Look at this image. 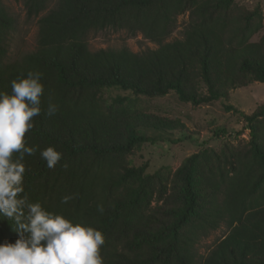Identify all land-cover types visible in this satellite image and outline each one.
<instances>
[{
	"label": "trees",
	"instance_id": "1",
	"mask_svg": "<svg viewBox=\"0 0 264 264\" xmlns=\"http://www.w3.org/2000/svg\"><path fill=\"white\" fill-rule=\"evenodd\" d=\"M50 1L24 0L27 16L38 17ZM186 13L183 37L167 42ZM38 24L37 50L8 62L16 21L0 0V91L10 94L11 81L30 71L44 85L25 136L37 150L24 158L21 195L100 230L103 264H264V104L252 114L225 105L248 131L237 145L204 148L173 172L148 174L147 164L132 160L160 138L174 142L173 131L195 136L180 120L146 113L140 99L174 93L201 106L264 83L262 9L236 0H57ZM105 29L142 33L158 48L91 51L89 34ZM113 90L128 94L106 96ZM47 147L62 154L54 168L40 156ZM221 224L225 237L199 256L198 241ZM13 228L11 218L0 219V243L28 236Z\"/></svg>",
	"mask_w": 264,
	"mask_h": 264
},
{
	"label": "clouds",
	"instance_id": "2",
	"mask_svg": "<svg viewBox=\"0 0 264 264\" xmlns=\"http://www.w3.org/2000/svg\"><path fill=\"white\" fill-rule=\"evenodd\" d=\"M44 85L41 74L28 72L11 81V93L0 91V219L11 218L14 232L28 233L15 243H0V264H103V233L88 225L74 223L62 214L46 210L40 202H29L25 192V156L36 148L28 146L26 133L40 115ZM57 108L49 104L47 115ZM47 167L54 168L62 154L54 147L40 151ZM69 196L62 198L67 203ZM103 212V207H99Z\"/></svg>",
	"mask_w": 264,
	"mask_h": 264
},
{
	"label": "rangeland",
	"instance_id": "3",
	"mask_svg": "<svg viewBox=\"0 0 264 264\" xmlns=\"http://www.w3.org/2000/svg\"><path fill=\"white\" fill-rule=\"evenodd\" d=\"M236 1L248 9L260 7L264 15V0ZM3 3L7 12L16 21V27L10 33L8 40L7 61L12 62L37 50L38 21L41 16L56 6L57 0H51L46 11L38 17L27 16L24 0H3ZM188 22V13L179 16L177 28L167 42L181 39ZM261 34H264V29ZM258 38L259 36L256 35L252 41H257ZM88 46L91 51L128 48L136 53L158 48L157 44L146 39L142 33L132 36L126 30L116 31L113 29L92 31L88 36ZM105 94L106 96H118L128 93L113 90ZM139 104L146 113L151 115L168 120H180L187 126V129L195 134L193 138L187 139L181 131H173L170 138L174 142H167L160 138L156 145H145L132 158L133 164L137 167L147 164L146 173L148 174H154L163 169L173 172L187 157L204 148L219 150L226 143L237 145L240 140H248V131H242L241 118L238 114L227 111L225 105H232L246 114H252L264 104V83L253 82L243 89L231 92L228 100L217 101L208 105L194 106L190 103H181L174 93L162 98H142ZM222 131L225 134H222ZM216 132L219 133L218 137L215 136ZM227 232V226L224 224L215 230H210L196 245L199 256L206 257L216 244L225 237Z\"/></svg>",
	"mask_w": 264,
	"mask_h": 264
}]
</instances>
